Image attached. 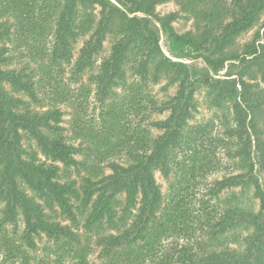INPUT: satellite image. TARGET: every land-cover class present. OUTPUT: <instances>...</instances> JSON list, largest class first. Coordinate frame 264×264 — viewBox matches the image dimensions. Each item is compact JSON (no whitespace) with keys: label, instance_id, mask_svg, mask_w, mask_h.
<instances>
[{"label":"trees","instance_id":"obj_1","mask_svg":"<svg viewBox=\"0 0 264 264\" xmlns=\"http://www.w3.org/2000/svg\"><path fill=\"white\" fill-rule=\"evenodd\" d=\"M171 2L180 12L157 13ZM181 13L197 32L177 31ZM263 15L264 0H0V40L12 27L22 39L55 37L31 72L9 70L0 48V264H264V89L252 83H264V21L233 51ZM73 61L71 83L90 72L97 87L95 135L62 126L71 93L54 77ZM162 80L176 89L163 101L148 90ZM202 93L230 110L224 140L196 122ZM130 110L140 123H124ZM88 138L95 146H76ZM222 144L233 173L207 186Z\"/></svg>","mask_w":264,"mask_h":264},{"label":"rangeland","instance_id":"obj_2","mask_svg":"<svg viewBox=\"0 0 264 264\" xmlns=\"http://www.w3.org/2000/svg\"><path fill=\"white\" fill-rule=\"evenodd\" d=\"M230 3V1H228ZM157 13L161 16H165L172 12H180V7L176 2H171L167 4H163L157 8ZM182 17L174 24L177 31L179 33H185L187 31H194L197 32V22L195 19H188V14H182ZM264 21V15L262 17L261 22H259L257 25H255L251 30L245 32L242 34L236 41L235 46L233 47V51L241 54L243 52L244 47L251 43L256 35V32L260 29L262 22ZM201 25V22H199ZM198 24V25H199ZM4 40H0V48H2L6 54V56L9 59V70L13 71H22L25 70L27 72H31L33 69H37L38 66L42 63L41 58L43 57L44 53L47 54L53 47V42L55 43V37L52 35H49L44 39V37L33 39L29 38L22 39L19 35L18 29L16 27H12L10 29V32L4 33ZM28 42V43H27ZM81 44L78 45L77 51L75 50V55L79 51V47ZM162 48L165 53L168 52V47L166 44V41L164 38H162L161 42ZM111 47V41H108L106 43V49L107 53L109 52ZM106 53V54H107ZM37 54L38 57L36 60H32L33 55ZM189 63H193L192 61H188ZM46 65H53L56 66V63H53L52 60H46L44 62ZM202 66L201 62L194 63V65ZM74 61L71 64L65 65V72L59 73L58 75L62 76H55L54 79L57 83H61L65 91H70L69 98L72 100V104H64L61 106V108L65 111L64 116V123L62 126L65 128V133L68 136L72 135V125L74 121H78L82 124L87 125L89 131L95 135L97 123H98V116L101 113V104L98 100L97 96V87L94 84V81L92 79L93 75L92 73L88 72L85 73L82 77V79L77 83H71L69 78L71 77L70 74L73 70ZM235 71H241V66H239ZM228 72V69H225L221 76L224 77L226 73ZM56 72L53 73V75ZM40 77H34V82L38 83L40 82ZM247 82H252L250 78L246 77ZM54 81V82H55ZM167 81L162 80L159 84H150L149 82V91L152 96H154L156 99H159L161 101L167 100L169 97H172L176 93L175 87L167 88ZM252 83H259L260 87L264 89V83L261 82L260 79L253 81ZM118 94H121L123 96V91L119 89L117 91ZM18 97H21L23 100L28 101L29 99L24 94H18L16 95ZM122 98V97H121ZM197 99L199 101V112L196 117V122L203 124L204 126L208 127V131L210 134H212L215 138L219 139H226V127L228 125V122H232V116L230 113V110L228 109H216L214 107L210 106L209 100L206 98L205 94H199L197 96ZM33 104H30V108H35ZM168 117V114L156 116V119H166ZM141 116H137V113L133 110L127 111L126 117L124 119V123H133L137 124L141 122ZM258 126L259 128L264 131V105L262 107V110L260 112V115H258ZM76 146H79L80 144L82 147L86 148L89 146H93L94 143L92 139L88 140H80L76 141ZM26 145V144H24ZM27 146V145H26ZM95 146V145H94ZM34 149H37L36 144L33 142ZM225 145H221L218 150L219 157L223 161L222 170L219 174H216L214 177L209 179L208 182H206L207 186L210 185V182H212L214 179H221L224 175H228L230 173H233L232 171V161L228 158L227 150ZM79 160H82L83 157L78 158ZM106 173H108L106 171ZM63 175H69L73 180L77 181L78 187H80L84 182L82 179L84 178L83 173H79L76 170H64L63 167ZM156 178L158 183L162 186L163 193L165 194L166 198H169L171 195L170 191V184L167 180H165L159 173L156 174ZM204 189V188H203ZM202 192H205L204 194L201 193V196H204L207 194L206 190H203ZM83 195V194H82ZM231 193L228 194V192L224 193V197H231ZM200 196L194 198V202L198 205ZM202 198V197H201ZM258 204V203H257ZM3 207V204L0 203V209ZM81 232H84V229H81ZM46 242V241H44Z\"/></svg>","mask_w":264,"mask_h":264}]
</instances>
